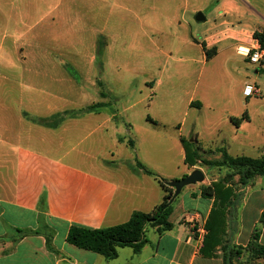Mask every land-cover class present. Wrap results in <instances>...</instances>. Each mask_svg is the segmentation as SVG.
<instances>
[{
	"label": "rangeland",
	"instance_id": "374dc122",
	"mask_svg": "<svg viewBox=\"0 0 264 264\" xmlns=\"http://www.w3.org/2000/svg\"><path fill=\"white\" fill-rule=\"evenodd\" d=\"M73 1L0 0V112L25 108L17 98L28 99L33 95L36 101H43L49 91L59 93L60 90L66 94L59 95L63 101L55 104L67 109L64 113L67 118L77 116L80 109L86 111L97 103L106 104L109 106L106 110L115 115L117 132L134 140L135 150L126 146L115 149L108 134L106 143L93 146V142H87L83 147L86 153L102 158L111 151L125 159L137 158L153 166L168 181L184 178L183 156L176 149L182 136L187 147L199 150L200 158L194 163L193 171L201 170L205 180L183 189L174 203L171 221H177L178 204L190 187H213L224 226L218 243L217 225L212 221L216 231L215 248L220 247L214 251L225 255L227 264H257L259 261L251 260L246 251L236 255L237 246L232 239L242 206L253 192L264 188V177L245 180L244 169L225 165L219 150L226 149L232 157L261 159L264 156V67L260 70L261 66L250 64L236 52L238 45L249 44L252 33L264 29V0ZM200 12L205 15V22L195 20ZM59 15L65 19L58 26V34L67 37L63 39V46L67 40L69 52H74L82 35L89 48L90 33L100 30L108 33L111 42L105 56L104 74L101 76L97 67L86 68L77 70L80 76L77 80L76 71L69 70V84L32 92V86L22 85L28 78L27 69L19 67L12 55L16 37L24 44V40L48 35L43 30L48 25L55 26ZM221 33L226 35L225 39L228 35L224 44L231 48L206 63L193 40L202 43ZM35 42L38 47L44 45L37 39ZM102 47L99 43V50ZM97 62L101 63V56ZM101 81L103 86L99 85ZM248 86H255L258 91L244 95ZM193 100L196 107L200 103L202 107L190 108L188 102ZM24 103L26 106L27 101ZM43 103L41 109L46 111L47 103H44L46 107ZM104 113L100 120L89 124L96 126L102 122ZM245 115L250 122L243 123L241 131H236L228 117ZM148 116L165 127H154L147 122ZM59 119L56 116L48 121L57 123ZM126 123L131 125L130 133ZM196 137L202 150L195 145ZM76 142L74 135L69 147L75 148ZM190 201L185 200L193 206ZM225 245L228 249L223 251Z\"/></svg>",
	"mask_w": 264,
	"mask_h": 264
},
{
	"label": "crops",
	"instance_id": "0c3cea01",
	"mask_svg": "<svg viewBox=\"0 0 264 264\" xmlns=\"http://www.w3.org/2000/svg\"><path fill=\"white\" fill-rule=\"evenodd\" d=\"M57 19L55 26L48 25L43 30L42 33H49L44 37L38 35L32 40H24V44H20L19 36L16 37L12 55L19 67L27 69L28 78L22 85L32 86V92L69 84V70L76 71L77 80L80 79L77 70L97 67L101 76L104 74L105 56L111 42L108 33L103 30L90 33L89 48L84 44L87 40L82 35L74 52H69L67 40L63 46L66 36L58 34V26L65 16L59 15ZM256 32L264 34V29ZM253 34L248 45L240 44L236 48L241 57L244 56L237 49L254 46L256 39ZM225 37L221 33L202 43L195 40L193 43L199 46L204 61L208 63L231 48L224 44L228 35ZM36 39L44 44L43 47H38ZM99 43L103 45L100 50ZM204 48L213 49L216 53L207 58ZM99 56L101 63L97 62ZM101 84L104 85L102 81ZM63 94L66 93L61 90L59 93L49 91L43 101H36L33 95L28 99L17 98V102H22L25 108L0 112V264H225L219 252L214 251L213 257H205L200 252L208 235L205 224L213 210L218 217V243L224 226L217 211V198H204L202 189H193L195 187H190L178 204L179 217L176 222L171 221L173 230L160 234L149 227L146 231L147 244L139 253L130 247L119 248L117 258L108 260L67 242L68 232L73 226L108 228L128 222L134 212H152L163 202L165 191L155 178L138 170L137 163L161 176L158 171L137 158L125 159L118 152L111 151L102 158L86 153L83 147L87 142H93V146L106 143L104 139L108 134L115 149L126 146L134 151L135 141L117 132L115 115L106 110L108 105L104 104L97 111H83V108L77 116L65 117L67 109H60L55 104L63 101V97L59 96ZM243 94L247 95L244 91ZM25 101L28 103L26 106ZM41 102L47 103V107L43 103L46 111L41 109ZM192 102L195 100L188 102L190 108H193ZM199 105L195 107L200 109L202 104ZM103 112L105 119L102 122L96 126L89 124L100 120ZM56 116L60 118L57 123L48 121ZM233 118L242 117H228L236 131H241L243 123L250 122L247 117L236 126L231 120ZM147 122L156 128L165 127L150 116ZM126 126L130 133L131 125L126 123ZM74 135L77 142L71 149L69 140ZM96 135L100 136L97 138ZM235 135L239 134L236 132ZM181 139L184 138L180 136L176 149L182 153L186 167L183 177H186L194 168L193 164L186 163L187 151ZM129 140L133 141V146L129 145ZM195 141L196 147L202 150L197 137ZM74 149H79L76 154L72 153ZM187 199L194 205H187ZM248 199L238 215L237 231L233 239L231 236L232 242L245 248L253 229L259 226V243L264 246V226L259 225L264 208V188L253 192ZM41 201H44V210L40 207ZM44 225L53 231L52 243L56 253L48 249L46 235L49 231ZM226 242L229 243L228 240ZM215 249L219 250V245Z\"/></svg>",
	"mask_w": 264,
	"mask_h": 264
},
{
	"label": "trees",
	"instance_id": "16d2710c",
	"mask_svg": "<svg viewBox=\"0 0 264 264\" xmlns=\"http://www.w3.org/2000/svg\"><path fill=\"white\" fill-rule=\"evenodd\" d=\"M253 37L258 40L262 47L264 48V34L258 32L254 33ZM205 49V48H204ZM216 52L212 50H206L205 54L207 58H210ZM102 86L101 83H99ZM105 96V94L103 93ZM197 103L192 102L191 106L195 107ZM106 105V104H105ZM104 104L97 103L90 106L87 111H97L99 108L105 106ZM200 105L198 104L197 107ZM246 115L242 119H231L232 122L239 126L240 122L246 119ZM183 145L187 151L186 163L193 164L199 159V150H191L186 146V140L181 139ZM130 146H133V141H128ZM222 153L224 164L231 168L244 169L245 180H249L254 176L264 175V156L261 159H255L248 156H238L232 157L229 155L226 149L219 150ZM137 169L141 170L144 174L149 175L159 182L163 190L165 191V196L163 202L157 206L150 213L134 212L130 220L126 223L100 229H86L81 227L73 226L70 228L67 236V242L77 248L90 251L105 257L108 260H113L118 256V249L130 247L133 248L135 253H139L143 247L147 244L146 231L149 227L155 228L158 233L163 234L173 230V223L170 218L174 211V203L178 199H174L175 188L173 183L175 181H168L165 178L153 173L141 163H137ZM201 195L204 198L213 199L216 197L215 190L213 187H204L201 190ZM41 208H44V201H41ZM215 217V218H214ZM216 211L213 210L209 220L206 224V230L208 232L207 237L203 241V245L200 252L205 257H213L214 250L216 246V231L212 221H215L218 225V217ZM215 219V220H214ZM259 224L264 226V209L259 219ZM45 229H48L49 233L46 235L48 249L56 253L57 251L53 247V231L44 225ZM38 233V232H37ZM260 229L257 226L252 233V237L248 245L243 247H237L236 255L241 256L244 251L249 253V258L251 260H258L264 262V246L259 243ZM228 247L225 245L223 251H226ZM224 263L227 264V258L223 255Z\"/></svg>",
	"mask_w": 264,
	"mask_h": 264
},
{
	"label": "built area",
	"instance_id": "2783aa9c",
	"mask_svg": "<svg viewBox=\"0 0 264 264\" xmlns=\"http://www.w3.org/2000/svg\"><path fill=\"white\" fill-rule=\"evenodd\" d=\"M254 46L250 48L241 47L237 51L248 59L249 63L256 66L264 67V48L258 40H255ZM258 89L255 86H248L246 88L247 95L257 92Z\"/></svg>",
	"mask_w": 264,
	"mask_h": 264
},
{
	"label": "water",
	"instance_id": "95a60500",
	"mask_svg": "<svg viewBox=\"0 0 264 264\" xmlns=\"http://www.w3.org/2000/svg\"><path fill=\"white\" fill-rule=\"evenodd\" d=\"M195 20L198 23H201V22H205L206 18L203 15V13L200 12L196 15ZM204 180H205L204 173L201 170H195L189 175H187L186 177H184L183 179L179 181H175L173 183V187L175 188L174 199H176V197H178L182 193L185 187L196 185L198 183H202Z\"/></svg>",
	"mask_w": 264,
	"mask_h": 264
}]
</instances>
